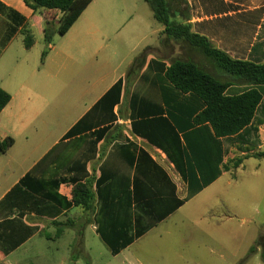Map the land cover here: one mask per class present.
<instances>
[{"label":"crops","instance_id":"obj_1","mask_svg":"<svg viewBox=\"0 0 264 264\" xmlns=\"http://www.w3.org/2000/svg\"><path fill=\"white\" fill-rule=\"evenodd\" d=\"M98 1L66 35L55 37L40 67L24 57L39 41L45 44L46 22L54 15L34 14L23 0H0V88L11 96L0 114V264H26L29 256L31 264H80L71 250L44 263L50 245L61 239L51 233L58 226L74 231L84 254L91 229L107 249V264H160L156 254L163 246L164 264H184L183 239L190 241L196 227L191 216L225 203L222 191L239 173H264V159L253 156L264 151V87L252 123L217 138L209 123H196L203 100L166 76L171 62L181 59L179 46L187 51L184 61L229 82L228 95L253 87L220 74L198 49L169 42L160 24L155 34L162 33L163 44L148 46L126 71L111 65L116 53L99 60L105 38L143 36L135 31L151 26L137 14L140 0ZM187 3L193 33L235 60L264 64V0ZM118 4L126 11L122 18L111 13ZM26 23L35 38L30 50ZM194 53L206 67L192 60ZM118 83L112 100L101 103ZM90 178L96 200L87 216L73 205L72 191Z\"/></svg>","mask_w":264,"mask_h":264},{"label":"rangeland","instance_id":"obj_2","mask_svg":"<svg viewBox=\"0 0 264 264\" xmlns=\"http://www.w3.org/2000/svg\"><path fill=\"white\" fill-rule=\"evenodd\" d=\"M136 11L139 17L143 18L151 27L142 26L135 31L136 34L143 33V36L124 38L110 35L105 38L103 49L99 53V60H101L102 54L108 57L116 53L117 55L112 59L111 65L121 66L122 72L126 71L129 62L139 59L148 46L162 45L164 40L162 33L155 34L159 23L154 19L151 8L145 0H140ZM114 12H117L120 18L126 14L124 6L121 4L111 9V13ZM125 18L126 20L118 21V25L126 23L128 21L127 16ZM136 24L138 23L136 22ZM133 26L131 25L129 29ZM42 45L45 47L43 48ZM179 48L182 50L180 51V58L187 60V51L183 49L185 47L179 46ZM46 49V44L39 41L38 46L29 51V55L24 57V60L41 67L43 64L42 53ZM191 57L192 60L206 67L202 55L194 53ZM81 60L86 61L88 58ZM208 69L219 76L211 66ZM218 72L224 74L221 69H218ZM78 78H81L80 72ZM222 193L225 203L218 204L216 202L213 211L208 212L203 209L201 213L191 216L196 227L192 228L190 241L187 238L183 239L184 264H264L262 258L264 256V173L261 171L258 174L251 171L239 173L237 181ZM201 200L203 201L199 204H204L207 202V197ZM196 215L199 217L196 218ZM59 229L62 230L61 236H58ZM51 233L55 238L61 239L50 245L46 252L48 257L44 263H48L49 257L54 263L57 262V258L64 255L68 250L76 254L80 264L109 263L110 257L106 247L99 239L94 238L91 229L87 230L85 241L87 253L85 254L83 253V246H78L74 240V231L67 230L65 227H56ZM177 247L179 249L180 245L178 244ZM99 248L103 251L101 256H99ZM165 249L166 247L163 246L156 254L160 264H164L162 257L166 256ZM28 258L29 261L26 264H31V257Z\"/></svg>","mask_w":264,"mask_h":264},{"label":"trees","instance_id":"obj_3","mask_svg":"<svg viewBox=\"0 0 264 264\" xmlns=\"http://www.w3.org/2000/svg\"><path fill=\"white\" fill-rule=\"evenodd\" d=\"M34 14L48 11L54 17L46 22L44 42L47 49L42 53V62L48 55V46L53 44L56 35L64 36L77 22L83 12L94 0H23ZM150 6L154 19L164 27V34L169 42L189 45L198 49L205 57L213 61L228 75L243 80L253 87L239 95H228L231 84L216 78L193 61L175 59L168 67L166 76L175 88L183 93H192L201 98L205 109L197 116V124L209 123L217 138L234 136L245 130L253 121L256 110L263 95L260 88L264 87V64L233 59L230 55L218 50L207 38L192 32L190 8L187 0H145ZM60 15L57 24L55 17ZM25 48L30 50L35 44L34 35L26 23ZM120 83L114 86L101 100L108 102L113 90H118ZM11 101V96L0 88V114ZM9 144L13 143L11 138ZM264 159V151L254 154ZM241 160L236 164L239 166ZM95 182L90 178L77 183L72 191V202L91 216L95 209ZM58 228H61L58 226ZM62 230L59 229L58 236ZM117 253V252H114ZM264 261V256L262 257Z\"/></svg>","mask_w":264,"mask_h":264}]
</instances>
